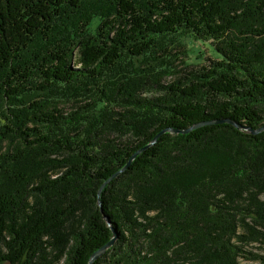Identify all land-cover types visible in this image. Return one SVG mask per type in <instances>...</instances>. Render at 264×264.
Masks as SVG:
<instances>
[{
  "label": "trees",
  "instance_id": "1",
  "mask_svg": "<svg viewBox=\"0 0 264 264\" xmlns=\"http://www.w3.org/2000/svg\"><path fill=\"white\" fill-rule=\"evenodd\" d=\"M262 126L264 0H0V264H264Z\"/></svg>",
  "mask_w": 264,
  "mask_h": 264
},
{
  "label": "water",
  "instance_id": "2",
  "mask_svg": "<svg viewBox=\"0 0 264 264\" xmlns=\"http://www.w3.org/2000/svg\"><path fill=\"white\" fill-rule=\"evenodd\" d=\"M222 121H231V120H229V119H225V120H220V121H218V122H222ZM201 124H203V123H197V124H195V125H193V126H190V128H187V129H185V130H180V129H177V128H174V129H172V128H163L160 132H158V133L153 137V139H152L148 144H146V145H144V146L138 148L135 152H133V153L131 154V156L129 157L128 161L126 162V164H125L123 167L119 168L116 172H114L109 178H107V179L103 182V184H102L101 187H100L99 193L101 192V190L103 189V187H104L109 181H111L113 178H115L116 176L120 175L121 172H123L125 169H127V168L131 165L132 161L135 159V157H136L138 154H140V153H141L145 148H147L149 145L155 143V142L157 141L158 137H159L162 133H164L165 131H168V130L188 132V131H190V129L195 128V127H197V126H199V125H201ZM237 125L239 126V124H237ZM263 128H264V126L258 128V129H251V131L254 132V133H256V132H259V131L263 130ZM99 203H100V205H101V201H100V199H99ZM105 218H106L105 220H107V222H108V224H109V226H110V228H111V230H112V237L110 238V240H109L106 244H104L102 247L98 248L97 250H95V251L91 254V256H90V258H89V260H88V261H89V264H94V261L99 257V255H101V254H102V253H103L108 247H110V246L115 242L116 238L118 237V230H117V228L114 227V226L111 224V220H110V218H109L107 215H105Z\"/></svg>",
  "mask_w": 264,
  "mask_h": 264
},
{
  "label": "rangeland",
  "instance_id": "3",
  "mask_svg": "<svg viewBox=\"0 0 264 264\" xmlns=\"http://www.w3.org/2000/svg\"><path fill=\"white\" fill-rule=\"evenodd\" d=\"M183 43L185 45L183 47L184 49L180 55V58L176 61L179 69H183L182 73H184L186 69H189L186 67L187 64H205L208 61V58H214L216 56V52L208 44L206 45L199 42H194V40H192L190 37H185ZM178 50H180V47ZM61 106H64V108L67 110L70 109L69 105L67 104H61Z\"/></svg>",
  "mask_w": 264,
  "mask_h": 264
}]
</instances>
